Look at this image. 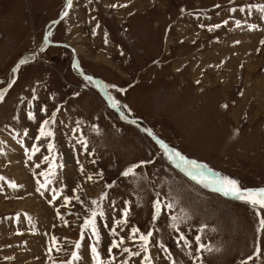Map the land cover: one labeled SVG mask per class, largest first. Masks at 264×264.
<instances>
[{"label":"rangeland","instance_id":"obj_1","mask_svg":"<svg viewBox=\"0 0 264 264\" xmlns=\"http://www.w3.org/2000/svg\"><path fill=\"white\" fill-rule=\"evenodd\" d=\"M65 5L0 0V264H95L93 244L110 264H241L257 247L249 264H264V209L206 184L264 188V0ZM158 136L208 175L192 183L163 163Z\"/></svg>","mask_w":264,"mask_h":264},{"label":"snow or ice","instance_id":"obj_2","mask_svg":"<svg viewBox=\"0 0 264 264\" xmlns=\"http://www.w3.org/2000/svg\"><path fill=\"white\" fill-rule=\"evenodd\" d=\"M68 6L72 7V0H68ZM115 6V5H114ZM262 12H264V7H261L260 9ZM65 16L68 15L67 12H65L64 14ZM216 27H219V25H216ZM253 27H255V25H253ZM88 79H91V77H88ZM3 99V95L0 94V100ZM115 106V104L113 105ZM28 118L29 119H35V116L33 115L32 112L28 113ZM54 119L52 120V123H54ZM44 125L47 126L49 124L48 120H45ZM79 123V122H77ZM40 134L41 136H53V132L51 130L49 131H45V128H41L40 129ZM81 143V145L83 146V149L85 152L88 151V147H87V141L83 138L80 139L79 141ZM165 148V151L168 152L167 146L162 145ZM49 147H52V145H49ZM169 157H178L179 160L181 162H184L186 164H188L192 169L194 170H198L199 166L194 162V161H190L187 160L185 157H183L179 152H169ZM143 163V162H142ZM139 167V165H132L130 166L126 171H124L122 173L123 176H128L130 173L133 172V169ZM81 171H83V165H81ZM191 174V173H190ZM202 175V173H200ZM2 179V178H0ZM193 179H195V176H193ZM13 187H15L16 185L13 184ZM111 186V185H109ZM218 191H222L224 195L228 196L231 195L233 198L242 201L248 205H250L253 209H264V188H255V189H250V188H242L239 184V182L235 179H230V178H223L220 181V186L218 189H215ZM77 200H79V197H76ZM93 203H96V201H93ZM156 211L159 212L160 211V202L156 201ZM169 207H171V205H169ZM125 218L128 215V209H124L123 212ZM96 215L97 213L95 211L92 212L91 214V218L88 219L85 224L84 227L85 228H91L93 235L96 238L97 243L100 240V233L96 227ZM100 215H103V212L100 213ZM117 224H121V223H126V219L124 221H116ZM113 234L115 233V230L113 229ZM138 229H133V236H135V234L138 232ZM258 232H264V217H261L259 219V228L257 229ZM149 236H151V233L148 234H141L140 235V240L144 241V247L146 248V244L149 240ZM182 239H185L184 237H181ZM196 241L197 243H199L200 241V237L197 236L196 237ZM185 243L188 244L189 247H191V244L185 239ZM74 246L76 249H80L81 248V243L80 242H75ZM120 247V244L116 243V242H112V248H118ZM205 245L200 244V248L201 249H205ZM59 250V249H58ZM123 251L127 252L129 251L127 248L123 249ZM109 252H111V248L109 249ZM91 253H92V258L95 261V264H110V262L105 261L103 259H101L100 253L98 251L97 245L93 244L91 247ZM134 255H139V253H135ZM72 259L73 260H79L80 256L77 252H73L71 253ZM261 257V249L259 247H257L255 249V257H253L252 255H249L247 260H242L241 264H249V261H252L253 259H260Z\"/></svg>","mask_w":264,"mask_h":264},{"label":"bare ground","instance_id":"obj_3","mask_svg":"<svg viewBox=\"0 0 264 264\" xmlns=\"http://www.w3.org/2000/svg\"><path fill=\"white\" fill-rule=\"evenodd\" d=\"M50 28H51V25L48 27V29H46V37L48 38V36H49V30H50ZM70 46V45H69ZM72 49H73V51H74V53H75V59H76V61L78 60V58H77V53H76V51H75V49L72 47V46H70ZM40 50V49H39ZM32 55V54H31ZM25 56H27V55H25ZM75 65H76V63H75ZM95 82L94 83H96L97 84V86L99 87V91H101L102 93H105L104 92V90L102 89V86H101V83H100V81L99 80H96L95 78L93 79ZM92 80V81H93ZM110 101V100H109ZM111 105H112V103H111ZM117 112L119 113V114H121V116L123 117V120L126 122L125 124H132V126H134V128H136V130H139V129H141V126L140 125H138V124H136L134 121H132V120H130L129 118H127V116L125 115V114H123V112L120 110V108H117ZM159 142H161L160 140H159ZM162 143V142H161ZM163 144V143H162ZM164 145V144H163ZM165 146V145H164ZM171 160V162L168 160V163L169 164H172L175 168H177V169H179L181 172H186V173H188V174H190L191 173V175H194V176H197V177H206L207 175H208V173L206 172V170L204 171L203 170V168L201 169L200 168V166H199V168H198V170H194V169H192V170H190L191 168L190 167H188L186 164H184V163H182V162H178V161H176L173 157L172 158H170ZM179 160V159H178ZM185 166H186V168H185ZM190 170V171H189ZM200 173H202V175L200 174ZM206 180L209 182V183H206V182H204L203 180V183H206L207 185H209L210 187H212L213 189L215 188V186H214V182L211 180V178H210V176H208V179L206 178ZM20 182V181H19ZM217 186V185H216ZM215 189H217V188H215ZM222 195H223V198L224 199H235V198H233L231 195H228V196H226V195H224L223 194V192H221V191H219ZM226 197H229V198H226ZM31 202V204L33 203V201H30Z\"/></svg>","mask_w":264,"mask_h":264},{"label":"crops","instance_id":"obj_4","mask_svg":"<svg viewBox=\"0 0 264 264\" xmlns=\"http://www.w3.org/2000/svg\"><path fill=\"white\" fill-rule=\"evenodd\" d=\"M16 171H18V170H16ZM17 173H19V171H18ZM16 175H19V174H16ZM25 203H28V202L16 201L15 203H13V206H14V207H20L21 205L23 206ZM30 203H31V202H30ZM22 206H21V207H22Z\"/></svg>","mask_w":264,"mask_h":264},{"label":"water","instance_id":"obj_5","mask_svg":"<svg viewBox=\"0 0 264 264\" xmlns=\"http://www.w3.org/2000/svg\"><path fill=\"white\" fill-rule=\"evenodd\" d=\"M37 50V49H36ZM23 57H21V59H22Z\"/></svg>","mask_w":264,"mask_h":264},{"label":"flooded vegetation","instance_id":"obj_6","mask_svg":"<svg viewBox=\"0 0 264 264\" xmlns=\"http://www.w3.org/2000/svg\"><path fill=\"white\" fill-rule=\"evenodd\" d=\"M208 179V177H206Z\"/></svg>","mask_w":264,"mask_h":264}]
</instances>
